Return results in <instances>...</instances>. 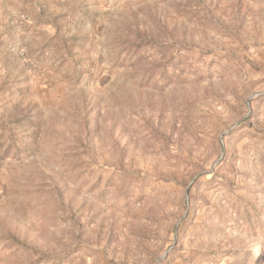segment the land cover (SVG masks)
<instances>
[{
  "label": "rangeland",
  "instance_id": "rangeland-1",
  "mask_svg": "<svg viewBox=\"0 0 264 264\" xmlns=\"http://www.w3.org/2000/svg\"><path fill=\"white\" fill-rule=\"evenodd\" d=\"M0 2V264H264V0Z\"/></svg>",
  "mask_w": 264,
  "mask_h": 264
},
{
  "label": "crops",
  "instance_id": "crops-1",
  "mask_svg": "<svg viewBox=\"0 0 264 264\" xmlns=\"http://www.w3.org/2000/svg\"><path fill=\"white\" fill-rule=\"evenodd\" d=\"M0 6H1V2H0Z\"/></svg>",
  "mask_w": 264,
  "mask_h": 264
}]
</instances>
